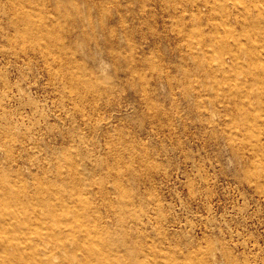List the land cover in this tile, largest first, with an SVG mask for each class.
Instances as JSON below:
<instances>
[{"label": "rangeland", "instance_id": "374dc122", "mask_svg": "<svg viewBox=\"0 0 264 264\" xmlns=\"http://www.w3.org/2000/svg\"><path fill=\"white\" fill-rule=\"evenodd\" d=\"M256 6L0 0V264H264Z\"/></svg>", "mask_w": 264, "mask_h": 264}, {"label": "bare ground", "instance_id": "6f19581e", "mask_svg": "<svg viewBox=\"0 0 264 264\" xmlns=\"http://www.w3.org/2000/svg\"><path fill=\"white\" fill-rule=\"evenodd\" d=\"M256 8H257V6H256ZM241 9L245 10V11L248 10V8H246V7L241 8ZM257 9H258V12L261 16V18L258 19V22L253 21V20H251V22H248L247 20L244 19V20H242V23L248 22L247 25H253V26H258V24L264 25V16H263L264 14L262 12V7L259 6ZM236 12L239 13V10H237ZM229 14H231V13L228 12L227 9L223 8L222 17H226ZM220 48H222L224 53L229 54L230 58L232 57L231 60L234 62L232 64H230V66L237 67L238 69L241 70V73H244V75H249L254 79L255 84L256 85L258 84L256 86L254 95H257L259 97V100H261V99L263 100L264 99V58L262 57V55H264V53L262 54V52H261V55L255 54L254 51L258 50L257 49L258 46L252 47L251 45H248V44H247V46L243 45V44H236V48L232 52L228 51V49H226V47L224 46V43L222 45H220ZM262 48L264 50V43H262ZM242 55L246 58V65L245 66L243 64H240L237 61L240 59V57ZM226 63L227 62L225 61V59H221L219 61V68H221V69L225 68ZM35 239H36L35 243L43 244V248L38 249L39 252L42 253L43 255H45L46 253L52 252L55 249L65 251V244L64 243L54 242L52 244H49V242L45 241L46 238L42 235L36 236ZM57 244L59 246H55ZM51 255H48L47 258H44V261H47V259H49V256H51ZM84 264H87V263H84Z\"/></svg>", "mask_w": 264, "mask_h": 264}]
</instances>
